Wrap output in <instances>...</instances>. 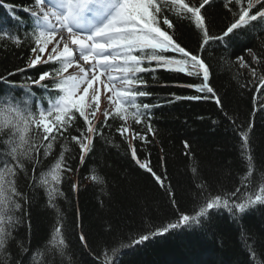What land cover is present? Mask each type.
Segmentation results:
<instances>
[{
    "label": "snow or ice",
    "instance_id": "snow-or-ice-1",
    "mask_svg": "<svg viewBox=\"0 0 264 264\" xmlns=\"http://www.w3.org/2000/svg\"><path fill=\"white\" fill-rule=\"evenodd\" d=\"M211 3L212 0H32L31 6L21 7L27 13V20L16 15L10 17L11 25L8 20H0V48H6L7 43L16 47L27 43L33 54L24 68H17L8 76L38 65H51L38 78L26 77L22 84L0 77L9 87L7 93L0 94V264H7L10 258L13 233L25 222V207L30 203L29 195L20 187L21 179L28 181L27 186L33 192L43 188L48 207L54 210L55 222L45 252L58 256L59 264H75L74 252L66 239L67 226L56 202L64 196L59 187L64 173L72 171L65 156L71 149L64 141L70 138L79 146V159L83 163L93 150L95 138L102 136V129L109 126V119H118L123 123L116 131L122 137L127 139L126 134L130 133L132 140L148 143L149 135H155L151 123V108L155 105L138 103L140 98L154 95L148 91L151 85L144 74L163 70L197 78L200 83L178 86L206 95L180 97L173 93V99H211L223 110L222 99L209 82V64L183 45L177 34L179 27H183L182 21L194 25L201 35L203 50L212 42L264 25V0H227L224 6L232 13V22L218 36L210 34L206 19V6ZM15 11L11 9L12 13ZM21 28L27 30L23 36ZM244 51L251 57V63L243 55L236 57V61L240 68L248 70L249 83L258 85L255 91L260 94L264 89V71L259 68L264 65V42L255 51L252 48ZM33 86H39L47 95L37 96ZM17 89L23 90L20 96L15 94ZM102 92L110 109L103 111V124L98 129L96 115ZM81 120L82 129L76 127ZM129 120L136 125L145 124L146 130L143 133L133 130ZM237 128L241 138L240 155L246 164L239 186L230 193L220 189L219 194H213L204 182L197 184L191 214L181 210L173 186L165 183L166 175H158L150 160L142 161L137 147L129 142L131 157L163 189L176 219L138 235L130 243L114 240L112 243H118V247L102 248L93 257L94 264H117V254L122 249L134 248L173 230H203L210 223L213 211L225 210L235 219L257 205L264 206V171L256 175L249 132ZM57 146L60 151L55 162L37 175L38 166L53 156ZM184 146L189 147L187 141ZM191 170L197 172L195 162ZM91 179L100 178L93 175ZM76 187L74 184L73 189ZM79 240L86 249L89 247L83 232ZM19 246L22 253H28V248ZM248 251L252 258L250 264H264L258 260L255 248L249 245Z\"/></svg>",
    "mask_w": 264,
    "mask_h": 264
},
{
    "label": "trees",
    "instance_id": "trees-1",
    "mask_svg": "<svg viewBox=\"0 0 264 264\" xmlns=\"http://www.w3.org/2000/svg\"><path fill=\"white\" fill-rule=\"evenodd\" d=\"M226 2L212 0L211 5L206 6L211 35H220L232 22V13L224 6ZM31 4L32 0H0V20H8L10 25L12 15L27 20V13L21 11V7ZM12 8L16 9L15 13L11 12ZM169 18L176 23L174 17L170 15ZM182 24L177 34L183 45L193 54H200L209 64V82L221 97L223 110L211 99H173V93L180 97L206 95L178 86L200 83L197 78L163 70L146 73L144 78L151 85L148 91L154 95L140 98L138 103L155 105L151 108L155 135H149L148 143L131 140L140 159L150 160L158 175H166L165 183L173 186L181 210L191 214L197 184L204 182L213 194H219L220 189L230 193L239 186L246 164L240 155L241 138L237 126L239 130L249 132L256 175L264 171V111H261L264 89L260 94L256 93L258 85L249 83L248 70L240 68L236 61V57L243 55L251 63V57L244 49L255 51L264 42V25L237 32L221 42H212L202 50V38L194 25L187 21ZM19 31L23 36L27 30L21 28ZM32 55L27 43L20 47L7 43L6 48H0V77L22 84L26 77L38 78L42 71L49 70L51 65H38L24 73L8 76L17 68H24ZM259 68L264 71V65ZM8 91V84L0 81V94ZM22 91L17 89L15 94L20 96ZM33 91L37 96L47 95L39 86H33ZM105 109L110 106L102 100L96 115L98 129L103 124ZM121 123L118 119H109V126L102 129V136L95 138L93 150L85 156L83 163L79 159V146L70 138L64 141L71 149L65 156L72 171L64 173L59 185L64 196L56 202L67 226L66 239L74 252L75 264H94L93 257L105 246L111 249L121 242L130 243L138 235L176 219L163 189L131 157L128 146L131 134H126L125 139L116 131ZM128 125L141 133L146 130L145 124L136 125L131 120ZM76 127L82 129L83 121ZM184 141L188 142V148ZM59 151L57 146L53 156L43 160L37 175L55 162ZM194 162L196 173L191 170ZM93 175L100 179L93 181ZM19 184L29 195L30 203L25 207V222L13 233L7 264L17 261L20 264H59L58 256L45 252L55 222L54 210L48 207L45 191L40 188L33 192L24 179ZM81 232L86 236L87 249L79 240ZM114 240L118 243L113 244ZM20 244L29 249L28 253H22ZM249 245L256 249L258 260L264 261V206L257 205L235 219L225 210L213 211L210 223L205 224L203 230H173L134 248L122 249L117 254V264H250Z\"/></svg>",
    "mask_w": 264,
    "mask_h": 264
},
{
    "label": "rangeland",
    "instance_id": "rangeland-1",
    "mask_svg": "<svg viewBox=\"0 0 264 264\" xmlns=\"http://www.w3.org/2000/svg\"><path fill=\"white\" fill-rule=\"evenodd\" d=\"M98 116H99V115H98ZM129 139H130V142L132 143L131 136L129 137Z\"/></svg>",
    "mask_w": 264,
    "mask_h": 264
}]
</instances>
